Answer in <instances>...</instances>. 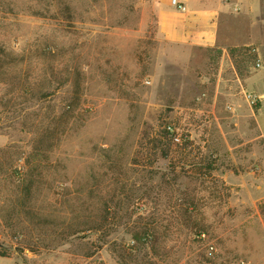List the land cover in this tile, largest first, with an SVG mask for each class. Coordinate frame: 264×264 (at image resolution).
<instances>
[{"label":"rangeland","instance_id":"rangeland-1","mask_svg":"<svg viewBox=\"0 0 264 264\" xmlns=\"http://www.w3.org/2000/svg\"><path fill=\"white\" fill-rule=\"evenodd\" d=\"M161 2L0 0V253L17 264H264L263 63L165 40Z\"/></svg>","mask_w":264,"mask_h":264},{"label":"crops","instance_id":"crops-1","mask_svg":"<svg viewBox=\"0 0 264 264\" xmlns=\"http://www.w3.org/2000/svg\"><path fill=\"white\" fill-rule=\"evenodd\" d=\"M178 1L186 7L185 11L175 8L172 0L161 2L158 24L165 40L204 50H218L223 61L230 57L233 49L254 50L263 63L257 79L264 84V0ZM235 81L241 82V78L237 76ZM260 92L264 96V89ZM0 257L17 264L12 256Z\"/></svg>","mask_w":264,"mask_h":264},{"label":"built area","instance_id":"built-area-1","mask_svg":"<svg viewBox=\"0 0 264 264\" xmlns=\"http://www.w3.org/2000/svg\"><path fill=\"white\" fill-rule=\"evenodd\" d=\"M172 5L175 8H177L178 10H181V11H185L186 10V7L182 3H180L178 0H172ZM257 66H258V68H263V66L261 65L260 62L257 64ZM243 96H244L245 100L248 102V104L251 107L258 106L260 99H259V97L257 95H255L252 92L243 90ZM168 129L173 134L174 140L176 142H180L181 139H180L179 136H177V135L174 134L173 128L169 127ZM201 237L202 238H205V234L204 233L201 234ZM214 252H215L214 247L213 246H209V248H208V255L209 256H213L214 255Z\"/></svg>","mask_w":264,"mask_h":264},{"label":"trees","instance_id":"trees-1","mask_svg":"<svg viewBox=\"0 0 264 264\" xmlns=\"http://www.w3.org/2000/svg\"><path fill=\"white\" fill-rule=\"evenodd\" d=\"M231 51H235V50H231ZM0 256H2V257H9V255L8 254H6V253H0Z\"/></svg>","mask_w":264,"mask_h":264},{"label":"clouds","instance_id":"clouds-1","mask_svg":"<svg viewBox=\"0 0 264 264\" xmlns=\"http://www.w3.org/2000/svg\"><path fill=\"white\" fill-rule=\"evenodd\" d=\"M199 195H203V193L199 194Z\"/></svg>","mask_w":264,"mask_h":264}]
</instances>
